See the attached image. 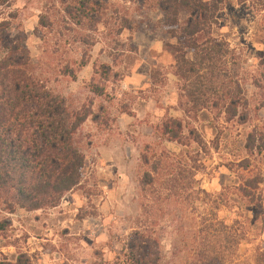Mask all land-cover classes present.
Segmentation results:
<instances>
[{
	"label": "rangeland",
	"instance_id": "374dc122",
	"mask_svg": "<svg viewBox=\"0 0 264 264\" xmlns=\"http://www.w3.org/2000/svg\"><path fill=\"white\" fill-rule=\"evenodd\" d=\"M0 23L38 81L70 110L97 116L77 134L81 181L56 207L0 206V262L264 264V0H221L216 15L213 35L244 100L229 118L189 111L176 42L151 0H0ZM169 120L181 124V143L162 135ZM182 170L192 173L188 200L166 186ZM145 173L152 184L142 192ZM252 178L261 183L249 203L239 188Z\"/></svg>",
	"mask_w": 264,
	"mask_h": 264
},
{
	"label": "trees",
	"instance_id": "16d2710c",
	"mask_svg": "<svg viewBox=\"0 0 264 264\" xmlns=\"http://www.w3.org/2000/svg\"><path fill=\"white\" fill-rule=\"evenodd\" d=\"M151 1L163 15L164 31L176 42L174 67L184 82L189 111L211 109L235 117L244 100L226 67L228 48L213 35L221 0ZM4 27L0 23V206L7 213L54 208L81 181L84 156L77 134L89 118L95 121L97 116L85 106L70 110L63 98L38 81L28 51L20 43L6 41ZM96 73L98 81L107 76L104 65ZM66 74L74 76L72 71ZM96 80L93 78L89 87L98 94ZM161 133L171 142L185 140L181 124L175 120L164 123ZM254 135L248 136V151L254 148ZM259 136L264 148V134ZM144 175L142 192L152 184L151 175ZM168 182L173 196L178 191L186 200L190 198V171L182 170ZM260 183L255 178L246 180L239 192L253 203L252 190ZM7 226L6 221H0V233ZM0 264H29V260L22 255L15 263Z\"/></svg>",
	"mask_w": 264,
	"mask_h": 264
}]
</instances>
